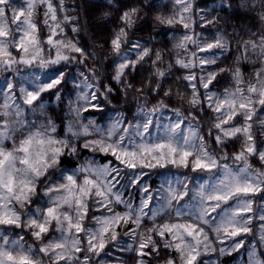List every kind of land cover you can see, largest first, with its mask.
<instances>
[{
  "label": "trees",
  "instance_id": "16d2710c",
  "mask_svg": "<svg viewBox=\"0 0 264 264\" xmlns=\"http://www.w3.org/2000/svg\"><path fill=\"white\" fill-rule=\"evenodd\" d=\"M0 41L9 264H264V0H0ZM70 176L98 195L88 228L71 261L34 258L37 223L65 236L47 190Z\"/></svg>",
  "mask_w": 264,
  "mask_h": 264
},
{
  "label": "rangeland",
  "instance_id": "374dc122",
  "mask_svg": "<svg viewBox=\"0 0 264 264\" xmlns=\"http://www.w3.org/2000/svg\"><path fill=\"white\" fill-rule=\"evenodd\" d=\"M22 52L29 54L33 51L28 50L25 47V45H23ZM0 53L6 54V48L4 47L3 41H0ZM35 60H36V57H34V61ZM30 62L32 63V60H30L29 63ZM4 64L7 65L6 71L14 72V69H12L10 62H5ZM94 94H95L94 98L96 100L100 101V104H101L103 98L107 102L106 95L104 93H102L98 90V92H94ZM22 95H23V98H25V101H28V102H30L36 98L35 97L36 95L34 93H32L31 91L27 90V88H25V87L24 88L22 87ZM40 151H42V150H39L36 152H40ZM171 151L172 150L170 149V152ZM202 152L203 151H201V153ZM201 153H200V147L197 149H193V151H192V154L196 156L194 164L197 166H203L205 164L204 158L201 156L202 155ZM192 154L191 153L188 154L186 151L181 150V153L177 158L179 161L185 163L188 159L187 155H192ZM229 154H230V152L226 151V154L224 157H228ZM247 156L249 157L248 154H246L244 152H240L239 155L235 154L234 158L241 161V160L247 159ZM42 159H43L42 155L37 153L36 160L38 161V163L41 162ZM137 159H139V158H137ZM170 159L171 160L175 159L174 154H170ZM7 163H8V161L5 162L2 153H0V213H2L3 207L6 210L5 206L9 205L8 215L9 216L11 215L10 220L7 219L6 215L0 216V234L1 233L2 234H8L7 232H5L4 229L10 228L12 234H8V236H6L5 239L7 240L6 242H8L7 245H9V244L13 245V244H15V240H18L17 236L20 237V235L23 233V230L21 229V223L20 222L18 223V225H17V223L14 225L9 223V221H12L14 219L13 215H14L15 205H10V203L12 202L13 198L16 197V194H14V189L13 190L7 189L12 182V172H11L12 166H10L11 168H9L7 166ZM134 168H136V167H134ZM221 171L222 170H218L217 172H221ZM230 171H231V169H230ZM218 184H219V181H218ZM256 185H257V183H256ZM233 187H234V185L232 183H226V184H223L217 191H218V193L219 192L224 193L226 191H232ZM237 187H242V185H237ZM256 187L254 186V188H256ZM259 188L260 187H258L257 189H259ZM47 191H49V193H50V199H49L50 212L51 213L53 212V214L56 215V218H57V216H59L61 218V215L63 213L62 219L64 222L68 223L66 225H63V227H64V229H66V231L61 233V235H65V236H59V234H56V232L59 231L58 229L53 231V233H50L49 231L46 230V226L39 222L37 224L42 225V226H39L40 228L37 231L38 233L36 234V237H39L38 238V245H37V247H34L31 245V252H32L34 258L40 257L41 256L40 251H43L48 260L57 261V260H60L61 258L67 257V259L69 261H71L74 258L73 257V250H74L73 242L74 241L72 240V238H70L68 233L70 231L73 232V231H79L80 229L84 230V229L88 228V225H87V223H85V221L83 224L79 223V219L82 215V211H84V213H87V211L89 210V208L86 205H84V200L85 201H86V199L88 200L89 207L93 206L95 204V201L97 200L95 197H98V195L96 194L95 189L91 186H90V188L87 192V195H86L84 193V191L81 189V185L76 181L75 176L74 177H71V176L68 177L67 183L65 185L60 184L58 186L51 187ZM217 191L215 193H217ZM92 194H94V196ZM198 194H199V196L204 195V187L202 188L201 192L199 191ZM20 201H22L23 204L27 205V206H28V204L32 203L31 201L28 202V199L23 197V195H20ZM217 209H220V207ZM217 209L211 210L210 213L211 212L216 213ZM262 209H263V205L260 207V211L257 210V213H256L257 218H260L259 214L261 213ZM202 212H203V210H202ZM248 217H249V214H247L244 217V219H247ZM46 219H48V217H46ZM50 220H53L52 216L50 217ZM54 221H56V220H54ZM78 223H79V225H78ZM54 225H55V223L52 224L53 227H54ZM126 226L128 228L129 224H126ZM42 231H43L44 237H41ZM48 232L50 233V235ZM240 234H243V232ZM72 236H73V234H71V237ZM3 243L4 242L0 239V264H9V258L7 257V253L4 250V245H2ZM19 251H20V253L18 254V256H19L18 258L22 259L21 262H26V261L31 260V256H32L31 252L29 253V255H27L24 253L23 249L20 248ZM37 261L43 262L42 259H37L36 262ZM43 264H48V263H43Z\"/></svg>",
  "mask_w": 264,
  "mask_h": 264
}]
</instances>
